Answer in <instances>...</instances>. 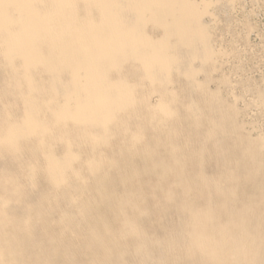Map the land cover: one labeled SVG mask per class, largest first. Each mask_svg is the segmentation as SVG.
Wrapping results in <instances>:
<instances>
[{
	"label": "bare ground",
	"instance_id": "bare-ground-1",
	"mask_svg": "<svg viewBox=\"0 0 264 264\" xmlns=\"http://www.w3.org/2000/svg\"><path fill=\"white\" fill-rule=\"evenodd\" d=\"M209 4L0 0V264H264Z\"/></svg>",
	"mask_w": 264,
	"mask_h": 264
},
{
	"label": "rangeland",
	"instance_id": "rangeland-1",
	"mask_svg": "<svg viewBox=\"0 0 264 264\" xmlns=\"http://www.w3.org/2000/svg\"><path fill=\"white\" fill-rule=\"evenodd\" d=\"M195 1H208L212 6L209 4L206 19H210L214 31L217 67L212 71L209 87L220 89L224 99L236 105L242 132L264 145V0ZM156 31L149 28L152 36H159ZM199 76L203 79L202 74ZM224 78L225 84L221 82ZM158 98L154 93L150 100L155 104ZM213 160L208 166L210 173L214 170Z\"/></svg>",
	"mask_w": 264,
	"mask_h": 264
}]
</instances>
